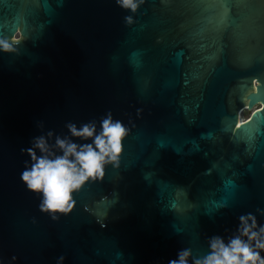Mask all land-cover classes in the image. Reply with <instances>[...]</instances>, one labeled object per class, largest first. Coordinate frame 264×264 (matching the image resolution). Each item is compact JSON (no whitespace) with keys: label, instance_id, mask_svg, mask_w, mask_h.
Listing matches in <instances>:
<instances>
[{"label":"water","instance_id":"water-1","mask_svg":"<svg viewBox=\"0 0 264 264\" xmlns=\"http://www.w3.org/2000/svg\"><path fill=\"white\" fill-rule=\"evenodd\" d=\"M0 41V264H191L264 223V0H0ZM108 117L118 161L42 211L35 138Z\"/></svg>","mask_w":264,"mask_h":264},{"label":"clouds","instance_id":"clouds-1","mask_svg":"<svg viewBox=\"0 0 264 264\" xmlns=\"http://www.w3.org/2000/svg\"><path fill=\"white\" fill-rule=\"evenodd\" d=\"M141 0H116V3L135 12ZM126 21L131 17L126 16ZM0 47L9 45L0 41ZM72 136L91 137V143L77 144L59 137L55 146L61 154L55 155L46 143L45 137L35 138L27 151L34 161L30 168L21 173V180L27 188L42 194L40 208L49 212H68L73 207L72 193L90 179L104 176L105 165L115 164L122 150V139L126 134L120 121L111 117L100 122V130L94 124H83L77 128L69 124ZM51 135V133H49ZM34 149H39L37 156ZM235 234L227 241L215 235L208 239L209 251L200 258H193L191 264H264V223L258 224L255 215L246 213L238 218ZM191 251L183 248L176 258H169L167 264H189Z\"/></svg>","mask_w":264,"mask_h":264}]
</instances>
